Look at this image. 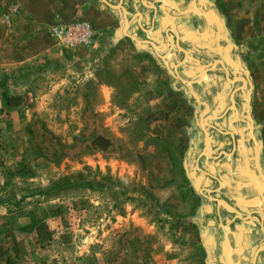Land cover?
Wrapping results in <instances>:
<instances>
[{"label":"rangeland","instance_id":"374dc122","mask_svg":"<svg viewBox=\"0 0 264 264\" xmlns=\"http://www.w3.org/2000/svg\"><path fill=\"white\" fill-rule=\"evenodd\" d=\"M124 36L54 39L49 61L5 75L0 264H206L185 146L146 121L152 98L132 93L150 54ZM77 46L90 47L83 63Z\"/></svg>","mask_w":264,"mask_h":264},{"label":"crops","instance_id":"0c3cea01","mask_svg":"<svg viewBox=\"0 0 264 264\" xmlns=\"http://www.w3.org/2000/svg\"><path fill=\"white\" fill-rule=\"evenodd\" d=\"M78 20L93 47L107 32L150 54L132 95L185 146L206 264H264V0H0V97L15 96L8 71L58 54L51 27ZM75 49L83 63L90 47Z\"/></svg>","mask_w":264,"mask_h":264},{"label":"built area","instance_id":"2783aa9c","mask_svg":"<svg viewBox=\"0 0 264 264\" xmlns=\"http://www.w3.org/2000/svg\"><path fill=\"white\" fill-rule=\"evenodd\" d=\"M51 34L57 43L73 46L87 44L91 39L92 30L89 22L78 20L53 26Z\"/></svg>","mask_w":264,"mask_h":264}]
</instances>
